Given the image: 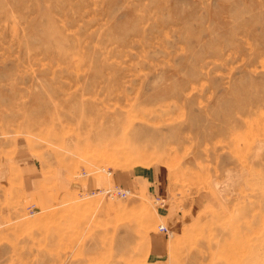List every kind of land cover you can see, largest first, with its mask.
Listing matches in <instances>:
<instances>
[{"label": "rangeland", "instance_id": "1", "mask_svg": "<svg viewBox=\"0 0 264 264\" xmlns=\"http://www.w3.org/2000/svg\"><path fill=\"white\" fill-rule=\"evenodd\" d=\"M5 152L64 189L0 183V264H264V0H0ZM158 201L191 208L154 262Z\"/></svg>", "mask_w": 264, "mask_h": 264}, {"label": "crops", "instance_id": "2", "mask_svg": "<svg viewBox=\"0 0 264 264\" xmlns=\"http://www.w3.org/2000/svg\"><path fill=\"white\" fill-rule=\"evenodd\" d=\"M37 170L33 160L25 159V156L21 152H18V155H10L6 152L0 155V183H4L9 187L13 185L18 186L19 188V175L20 173H24L25 175L23 174V178H25L26 181L30 180L32 182V188H30L28 182L26 185L24 183L21 187V190H23V192L25 191V194L28 196L30 195L25 198L30 199L31 202L41 208L52 206L56 201L58 202L59 199H61L64 186L59 178L56 179L57 182L52 181L51 183L50 180L51 184L48 183V187H45L47 185H41L40 179L35 178L38 177L36 175ZM143 171V169L133 168L131 171L115 172L112 174L111 179L115 184L128 188L140 187L143 183L150 194L153 196H160L158 181L154 178L153 172L150 174H143ZM73 182L76 183L75 180ZM54 183H56V185L49 187ZM59 184L62 185V188ZM101 184L102 181L100 178L88 177L83 184V188L86 190L97 189ZM59 195L60 198H58ZM190 208L191 204L187 206L186 204L160 202L159 205H156V220L166 227L167 233L182 231L186 221V219L184 220V216L186 213L188 214ZM166 234L153 232L148 235V260L151 259L154 262L159 261L161 256L168 252V238L170 234Z\"/></svg>", "mask_w": 264, "mask_h": 264}, {"label": "built area", "instance_id": "3", "mask_svg": "<svg viewBox=\"0 0 264 264\" xmlns=\"http://www.w3.org/2000/svg\"><path fill=\"white\" fill-rule=\"evenodd\" d=\"M105 192L110 196L126 197V195L129 193V190L122 189L118 186H114V187H109L105 189ZM158 230H160L161 232L167 233L166 227L162 224L158 225Z\"/></svg>", "mask_w": 264, "mask_h": 264}, {"label": "bare ground", "instance_id": "4", "mask_svg": "<svg viewBox=\"0 0 264 264\" xmlns=\"http://www.w3.org/2000/svg\"><path fill=\"white\" fill-rule=\"evenodd\" d=\"M106 131V134H113L114 133V130L113 129H108V130H104V132ZM120 137V136H119ZM110 150V149H109ZM104 169V168H103ZM102 170V169H100ZM105 170V169H104ZM173 191V190H172ZM188 196V195H187ZM171 235V234H170ZM228 252V251H227Z\"/></svg>", "mask_w": 264, "mask_h": 264}]
</instances>
